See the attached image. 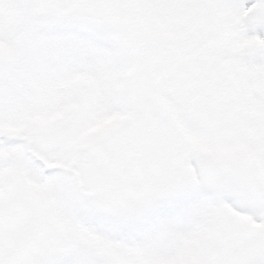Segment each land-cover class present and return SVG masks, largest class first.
I'll return each instance as SVG.
<instances>
[{
	"label": "snow or ice",
	"instance_id": "1",
	"mask_svg": "<svg viewBox=\"0 0 264 264\" xmlns=\"http://www.w3.org/2000/svg\"><path fill=\"white\" fill-rule=\"evenodd\" d=\"M0 264H264V0H0Z\"/></svg>",
	"mask_w": 264,
	"mask_h": 264
}]
</instances>
